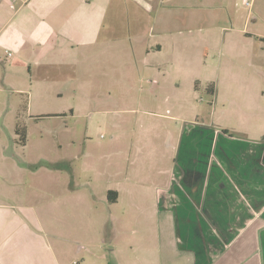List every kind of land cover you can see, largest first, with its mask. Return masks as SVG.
<instances>
[{
    "label": "rangeland",
    "instance_id": "obj_1",
    "mask_svg": "<svg viewBox=\"0 0 264 264\" xmlns=\"http://www.w3.org/2000/svg\"><path fill=\"white\" fill-rule=\"evenodd\" d=\"M124 2L111 0L106 5L113 10ZM145 4L165 20L168 11L179 16L205 12L210 30L213 22L238 28L224 35L235 49L219 52L199 47L203 54L196 58L202 69L193 63L184 70L168 59L172 45L165 43L160 54L146 53L157 43L161 24L158 27L159 18L145 13L138 61L129 54V40L125 58L115 64L74 61L78 73H72L74 80L67 78L69 65L57 74L51 71L54 75L41 69L38 75L31 74L25 90L17 92L20 79L1 75L0 166L6 165L14 177L12 182L0 177V197L1 191H8L15 199L28 197L27 201L53 212L55 208L50 207L60 205L57 221L66 236L64 264H192L169 243L174 210L156 200L157 186L168 183L173 160L179 158L178 141L191 144L192 150L202 146L209 167H215L212 155L225 148L217 144L215 132L228 129L234 138L262 137L264 0H147ZM109 18L104 24L119 28L110 35L115 45L125 35L128 22L109 23ZM252 29L259 34H250ZM192 48L186 54L197 52L196 45ZM158 62L162 70L170 71L164 78L150 75L152 68L147 64L156 68ZM75 74L79 79L75 80ZM5 78L10 84H3ZM236 144L241 143L229 149ZM20 168H38L37 176L48 179L51 171L57 196L26 186L31 179L41 178L24 179ZM109 190L118 195L115 201H109ZM205 193L207 197L214 194L210 187ZM67 235L83 242L78 245Z\"/></svg>",
    "mask_w": 264,
    "mask_h": 264
},
{
    "label": "crops",
    "instance_id": "obj_2",
    "mask_svg": "<svg viewBox=\"0 0 264 264\" xmlns=\"http://www.w3.org/2000/svg\"><path fill=\"white\" fill-rule=\"evenodd\" d=\"M110 1L0 0V91L4 88L1 87V75L7 74L12 80L19 78L21 86L14 90L20 92L30 85L28 78L31 74L38 75L41 69L48 75H54L51 71L57 74L63 66L69 65L67 67H71V73L67 78L74 80L71 77L76 72V60L83 59L85 62L90 59L91 63L98 60L104 65L115 64L122 56L125 58L129 40L132 42V52L129 54L138 61V44L141 52V25L145 13L159 18L158 27L161 24L156 34L159 37L157 43L146 48V53L160 54L165 43L172 45L173 53L168 59L175 61L177 67L183 65L184 70H188L193 63L202 69L201 63L198 64L200 58H196L203 54L201 49L217 48L219 52L235 49L224 35L238 28L227 29L223 23L213 22L214 28L210 30L205 12L179 16L177 12L165 13V10L162 12L168 17L165 20L164 15L160 17L161 13L154 14V8L145 4L147 0H124L123 6L113 10L106 5ZM106 18H109V23L121 19L128 22L125 35L122 39L120 35L115 45L111 43L110 35L116 34L119 28L112 24L105 25ZM187 31L191 33L187 34ZM213 32H222V35L216 37ZM250 34L259 33L252 29ZM168 40L171 42L168 43ZM193 45L197 46V52L186 54V50H192ZM249 52L250 48L244 55ZM157 64L156 68L152 67L153 64H147L149 69L152 68L151 76L164 78L169 75L168 69L162 70L160 62ZM48 66L50 70L46 69ZM76 77L75 80L79 79ZM2 82L9 83L7 78ZM263 124L259 130L261 138H234L228 129L215 132L217 144L225 145L224 149L218 148L212 155L215 167H209L208 155L202 146L192 150L191 144L178 141L179 158L173 160L168 183L157 186L156 200L165 209L174 210V232L169 243L183 251L188 263L199 264V261L205 263L209 260L210 264H264ZM235 142L241 144H236L230 150ZM23 162L29 166L27 161ZM38 168L18 170L23 172L24 179L41 178L37 176ZM49 174L51 179H31L26 186L33 191L46 189L57 196V185L52 178L54 175L51 171ZM0 177L12 182L14 175L8 172L6 165H1ZM208 187L214 193L210 197L205 193ZM1 192L4 195L0 197V264H64L65 233L63 224L57 221L60 220V205L50 207L56 201L49 205L55 208L53 212L47 209L48 206L27 201L28 197L15 199L8 191ZM67 230L72 231V228ZM72 236L67 238H72L78 245L83 242ZM98 245H101V241ZM218 248L221 252H216Z\"/></svg>",
    "mask_w": 264,
    "mask_h": 264
},
{
    "label": "trees",
    "instance_id": "obj_3",
    "mask_svg": "<svg viewBox=\"0 0 264 264\" xmlns=\"http://www.w3.org/2000/svg\"><path fill=\"white\" fill-rule=\"evenodd\" d=\"M23 137H24V135H22V137H21L24 140ZM107 195H108L107 197H108L109 201H115L117 199V194L114 191H108Z\"/></svg>",
    "mask_w": 264,
    "mask_h": 264
},
{
    "label": "built area",
    "instance_id": "obj_4",
    "mask_svg": "<svg viewBox=\"0 0 264 264\" xmlns=\"http://www.w3.org/2000/svg\"><path fill=\"white\" fill-rule=\"evenodd\" d=\"M7 54H8V55H10V53H9V52H8ZM74 264H76V262H74Z\"/></svg>",
    "mask_w": 264,
    "mask_h": 264
}]
</instances>
